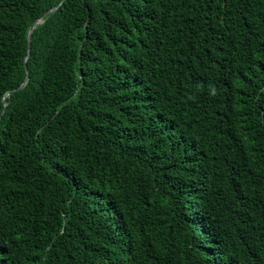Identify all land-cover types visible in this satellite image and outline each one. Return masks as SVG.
Returning <instances> with one entry per match:
<instances>
[{
  "label": "trees",
  "instance_id": "obj_1",
  "mask_svg": "<svg viewBox=\"0 0 264 264\" xmlns=\"http://www.w3.org/2000/svg\"><path fill=\"white\" fill-rule=\"evenodd\" d=\"M0 264H264V0H0Z\"/></svg>",
  "mask_w": 264,
  "mask_h": 264
},
{
  "label": "water",
  "instance_id": "obj_2",
  "mask_svg": "<svg viewBox=\"0 0 264 264\" xmlns=\"http://www.w3.org/2000/svg\"><path fill=\"white\" fill-rule=\"evenodd\" d=\"M57 9H58V7H55V8H53V9L47 11V12L43 15V17L37 21V23H36V27L43 23V20H44V18H45L46 16H48L50 13L56 11ZM31 34H32V31L28 34V56H27V58H26V61H27V59H28V57H29V55H30V50H31ZM25 84H26V81H25V82H24L19 88H17L16 90H20V89H22V88L25 86ZM16 90H15V91H16ZM10 95H11V93H8L5 97H8V96H10Z\"/></svg>",
  "mask_w": 264,
  "mask_h": 264
}]
</instances>
